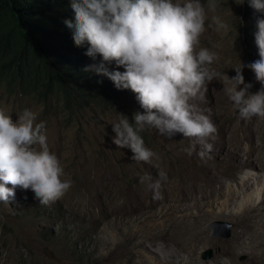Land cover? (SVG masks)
Segmentation results:
<instances>
[{"label":"rangeland","instance_id":"obj_1","mask_svg":"<svg viewBox=\"0 0 264 264\" xmlns=\"http://www.w3.org/2000/svg\"><path fill=\"white\" fill-rule=\"evenodd\" d=\"M201 2L207 5V0ZM217 3L216 11L208 13L206 24L212 27L204 33L201 45L216 51L218 59L212 67L231 78L236 74L233 68L240 61L247 65L260 58L254 34L257 20L264 19V12L254 10L248 0L243 4H237L235 0H217ZM213 15L227 22L231 31L227 34L217 32L211 19ZM119 70L123 71L122 68ZM243 75L245 83L252 84L249 92L260 90L262 85L256 81L252 70L244 67ZM230 86V80H213L208 85L207 103L200 105L211 109V119L218 129L216 139L208 141L213 144L212 152L203 160L195 152L189 156L184 149L191 142L182 134L177 133L169 139L155 129L145 128L141 133L145 145L159 156L152 164L132 161L130 149H120L112 143L115 136L112 124L122 114L131 119L133 113L143 112L130 89L118 90L117 103L111 109L87 107L68 119L61 113L44 114L39 102L8 95L0 88V107L6 108L13 119L27 108L37 113L38 122L46 123L49 149L60 159L66 177L72 181L65 197L47 206L39 204L31 190L21 188L15 189V198L9 204L0 203V264H41L48 256L56 259L57 264H118L121 258L127 259L130 255L123 256L117 251L136 242L152 251H160L162 258L168 257L167 253L175 254L171 230L179 228L169 222L166 208L161 207L167 203L150 202L153 192L140 182V177L145 175L155 180L160 170L167 173L169 183L183 177L187 181L183 185L190 186L193 181L195 190L203 184L200 175L210 170L207 178L218 173L225 192L228 186L238 191L237 188L248 179L252 187L247 191L243 188L241 192L253 196L255 192L262 193L264 120L256 117L239 119L225 91ZM235 161L240 164L239 168L233 167ZM239 202L241 198L235 204ZM261 207L264 210V204ZM261 219L264 221V217ZM233 230V224L227 219L212 220L207 226L210 239L228 240ZM160 231L164 232L167 241L170 240L163 248L160 239L153 238V234ZM139 250L143 251L142 248ZM206 250H210L211 255L204 258L202 254ZM217 251L218 248L211 246L199 249L198 264L210 262ZM245 258L246 255L238 257L240 262Z\"/></svg>","mask_w":264,"mask_h":264},{"label":"clouds","instance_id":"obj_2","mask_svg":"<svg viewBox=\"0 0 264 264\" xmlns=\"http://www.w3.org/2000/svg\"><path fill=\"white\" fill-rule=\"evenodd\" d=\"M237 4V0H235ZM250 7L264 12V0H248ZM74 22L64 20L72 31L75 46H87L84 55L99 62L83 71L110 79L116 89L131 90L143 109L132 118L122 114L112 124V143L130 149L131 160L152 164L159 160L146 147L141 133L155 129L171 139L177 133L189 140L184 151L195 152L202 160L213 150L217 126L211 119L207 103L208 85L213 80H230L225 91L231 107L241 120L254 117L264 120V19L257 20L255 43L259 59L235 66V76L217 71L216 51L201 45V38L211 24L208 13L219 7L217 0H69ZM217 32L227 34L229 24L218 15L212 16ZM236 40L232 41L235 45ZM115 65V68L111 66ZM244 67L255 74L262 87L249 92ZM123 69L120 71L119 69ZM101 83V81H98ZM243 86V87H241ZM197 145L200 151L196 152ZM168 179L160 170L153 180L150 175L140 182L161 198L160 189ZM11 185V187H9ZM72 187L57 155L50 151L46 123L38 122L37 113L24 109L16 119L0 107V203L9 204L15 189L31 190L41 205H50L65 197Z\"/></svg>","mask_w":264,"mask_h":264},{"label":"trees","instance_id":"obj_3","mask_svg":"<svg viewBox=\"0 0 264 264\" xmlns=\"http://www.w3.org/2000/svg\"><path fill=\"white\" fill-rule=\"evenodd\" d=\"M66 19L75 20L69 0H0V88L68 119L87 107L113 108L118 89L83 71L100 57L93 61L87 46H75Z\"/></svg>","mask_w":264,"mask_h":264},{"label":"bare ground","instance_id":"obj_4","mask_svg":"<svg viewBox=\"0 0 264 264\" xmlns=\"http://www.w3.org/2000/svg\"><path fill=\"white\" fill-rule=\"evenodd\" d=\"M233 167L239 168L240 164L236 162V165ZM211 169L213 170V168ZM209 172L201 173L200 179L203 181V184L200 183L196 190L193 181L190 182V186L185 187L183 184L186 180L183 177H178L170 183L169 181L162 183L160 189L161 198L154 199L151 195L152 199H149L154 204L159 202L167 203L161 207L166 208L167 213L165 214L169 222L176 229L177 227L179 228L171 230L172 241L174 242L172 244L175 245L174 251L176 253H167L168 257L162 258L159 254L160 251H152L146 245L143 246L141 242H136L132 243L133 245L130 247H123L121 251H117L123 256L124 254L130 255L128 257L129 261L128 258H121L118 264H198L200 262L198 260L199 249L209 246L218 248V251L210 262L204 261L201 264H264V221L261 219L264 217V210L261 207L264 204V190L262 193L255 192L254 196L243 194L241 192L243 188L247 191L252 187L248 179H246L242 182L241 187L237 188L238 191L228 186V191L225 192L223 191V185L220 183L219 179L221 177H218V173L207 178ZM214 191H218V193L216 194ZM221 197L224 198L221 200ZM238 198H241V202L235 204ZM214 204L216 205L214 206ZM232 204H235V206L230 208ZM63 216L67 219L66 215ZM256 217L260 218L257 219ZM215 219H227L231 221L234 227V233L231 238L228 240L210 239L207 234V226L210 221ZM172 224L169 223V225ZM121 235L123 234L121 233ZM168 237L167 239H169ZM153 238L160 239L162 248L169 245L167 242L170 240L167 241L165 239L164 232L162 231L159 234L154 233ZM152 243L154 244V240H152ZM117 246L120 247L119 245ZM139 248H142L143 251H140ZM244 249H247V251H244ZM241 255H246V258L240 262L238 257ZM48 257V260L42 261L41 264H57L56 259ZM223 258L225 260L222 261Z\"/></svg>","mask_w":264,"mask_h":264},{"label":"water","instance_id":"obj_5","mask_svg":"<svg viewBox=\"0 0 264 264\" xmlns=\"http://www.w3.org/2000/svg\"><path fill=\"white\" fill-rule=\"evenodd\" d=\"M228 235V233H226V236ZM211 255V251L210 250H206V251H204L203 252V254H202V256L204 257V258H207V257H209Z\"/></svg>","mask_w":264,"mask_h":264}]
</instances>
